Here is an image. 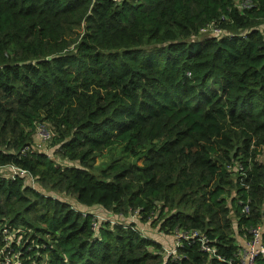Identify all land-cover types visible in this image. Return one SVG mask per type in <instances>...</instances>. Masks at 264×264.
I'll return each mask as SVG.
<instances>
[{
	"label": "trees",
	"instance_id": "1",
	"mask_svg": "<svg viewBox=\"0 0 264 264\" xmlns=\"http://www.w3.org/2000/svg\"><path fill=\"white\" fill-rule=\"evenodd\" d=\"M40 125L54 150L23 155ZM116 144L142 164L96 166ZM257 227L264 245V0H0L11 264H230Z\"/></svg>",
	"mask_w": 264,
	"mask_h": 264
},
{
	"label": "built area",
	"instance_id": "2",
	"mask_svg": "<svg viewBox=\"0 0 264 264\" xmlns=\"http://www.w3.org/2000/svg\"><path fill=\"white\" fill-rule=\"evenodd\" d=\"M215 31L219 32L220 30L216 29ZM37 136H38L39 141H36L34 146H27L22 151L23 155L34 154L38 151H43L44 150L43 146L45 144H51L52 136L50 132L44 126L42 125L38 126ZM11 169L13 170V174L11 175V177H14V175L18 173L22 175L26 174L25 170H22L15 165L11 166ZM246 211L247 210L244 209L245 214H247ZM250 232L252 233L253 238L249 242H247L245 246L240 245L238 261L232 262L230 264H256L257 257L259 255L264 254V245H262L261 243V237H262L261 227L251 228ZM8 237L9 236H7V240L10 241V237L9 238ZM181 237H183L186 240L198 239L201 242L202 250L204 252L214 253V248L209 245L206 236L202 233L194 231V232L188 233L187 235L180 234L178 236V239ZM3 251H6V248H3L1 250V252ZM172 252L174 253L175 250ZM0 264H3V263H0Z\"/></svg>",
	"mask_w": 264,
	"mask_h": 264
},
{
	"label": "rangeland",
	"instance_id": "3",
	"mask_svg": "<svg viewBox=\"0 0 264 264\" xmlns=\"http://www.w3.org/2000/svg\"><path fill=\"white\" fill-rule=\"evenodd\" d=\"M36 141H39L38 136L36 135L35 137ZM43 149L45 150V152L51 153L52 149L54 150V148L51 147V144H45L43 146ZM119 157H123V159H125L128 162H133V163H137L139 165L142 164L143 162V157H136V156H132L131 154H128L126 152H124L123 147L121 145H114L113 147L107 149L106 151H104L97 159H96V166H105V164L112 158H119ZM33 184L34 181H32ZM78 205V203H76V206ZM82 209V208H81ZM94 212L97 214V217L101 220V219H105V213L103 212V210H99V209H94ZM131 220L138 222L141 226L142 231L144 232H148V236L154 238L155 240H159L161 242H164L165 244V249L167 252H172L176 249V243L177 241H179V239L175 236H168V235H163L160 234L158 231H156L155 229L152 228V225L148 224L145 225L141 222H139V220L137 219L136 216H132ZM237 237L240 239H238V243L239 245L241 244V240H243L244 238L242 236H240L239 234H237ZM3 248L0 249V263L3 264H11L12 262V256L11 253H6L5 251L1 252Z\"/></svg>",
	"mask_w": 264,
	"mask_h": 264
},
{
	"label": "crops",
	"instance_id": "4",
	"mask_svg": "<svg viewBox=\"0 0 264 264\" xmlns=\"http://www.w3.org/2000/svg\"><path fill=\"white\" fill-rule=\"evenodd\" d=\"M8 173L10 174V175H12L13 174V170L11 169V170H9L8 171ZM239 239V238H238ZM240 240V239H239ZM176 244H178V243H176ZM240 245H246V242H245V240L243 239V240H241V244Z\"/></svg>",
	"mask_w": 264,
	"mask_h": 264
},
{
	"label": "clouds",
	"instance_id": "5",
	"mask_svg": "<svg viewBox=\"0 0 264 264\" xmlns=\"http://www.w3.org/2000/svg\"><path fill=\"white\" fill-rule=\"evenodd\" d=\"M250 230H251V229H250ZM261 230H262V228H261ZM262 231H263V230H262ZM250 233H251V232H250ZM251 234H252V233H251ZM262 234H263V232H262ZM243 238H244V237H243ZM252 238H253V235H252ZM252 238H251V239H252ZM251 239H250V240H251ZM244 240H245L246 244H247V242H249V241H250V240H246V239H244ZM261 243H262V245H263V242H262V237H261Z\"/></svg>",
	"mask_w": 264,
	"mask_h": 264
}]
</instances>
